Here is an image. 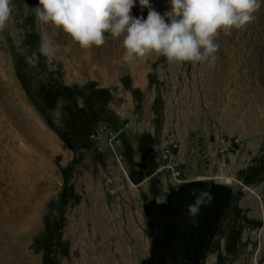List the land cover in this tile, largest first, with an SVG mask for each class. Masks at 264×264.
I'll use <instances>...</instances> for the list:
<instances>
[{
	"label": "rangeland",
	"instance_id": "374dc122",
	"mask_svg": "<svg viewBox=\"0 0 264 264\" xmlns=\"http://www.w3.org/2000/svg\"><path fill=\"white\" fill-rule=\"evenodd\" d=\"M38 2L11 0L0 31V132L26 131L35 153L28 163L37 174L44 164L43 188L33 191L45 219L57 220L49 221L51 236L62 222L64 243L106 244L112 264H124L117 258L130 256L133 244L147 256L150 234L155 264H264V4L243 29L218 33L213 64H174L156 54L124 62L122 37L110 34L103 45L81 48L37 24ZM151 4L161 13L170 8L167 0ZM131 11L148 13L138 0ZM42 40L51 41L54 56L40 54ZM122 128L118 163L109 137ZM142 135L150 138V172L141 163ZM186 186L210 193L207 201L194 193L190 205L198 197L202 203L195 214L187 207L195 220L183 225L196 226L200 238L207 229L199 256L173 247L191 240L171 229L180 216L171 199ZM250 196L260 205L258 217ZM81 235L91 240L80 242ZM43 239L44 232L27 259L19 247L4 254L0 247V264H34L31 251L45 255Z\"/></svg>",
	"mask_w": 264,
	"mask_h": 264
},
{
	"label": "clouds",
	"instance_id": "9594fccd",
	"mask_svg": "<svg viewBox=\"0 0 264 264\" xmlns=\"http://www.w3.org/2000/svg\"><path fill=\"white\" fill-rule=\"evenodd\" d=\"M137 0H39L35 6L38 25L51 26L66 34L81 48L105 43L106 34L122 37V60L132 63L151 54L169 63L207 62L213 64L219 32L231 34L255 20L264 0H167L169 10L161 13L151 0H138L148 13L134 16ZM12 13L11 0H0V31ZM40 54L55 55L50 40H42ZM208 195L209 193H204ZM202 200L189 206L195 214Z\"/></svg>",
	"mask_w": 264,
	"mask_h": 264
},
{
	"label": "crops",
	"instance_id": "0c3cea01",
	"mask_svg": "<svg viewBox=\"0 0 264 264\" xmlns=\"http://www.w3.org/2000/svg\"><path fill=\"white\" fill-rule=\"evenodd\" d=\"M26 133V131L22 132L19 127H15V129L7 127L0 132V247L3 251L2 254H4L5 247L8 250L12 246L19 247L20 254L25 259L28 257L29 248L32 247L31 245H33L34 240L41 236L45 230V212L42 207L38 206L41 195L38 202H36L34 200L36 196L34 191L32 190L29 193V174L26 169L29 154H31L29 153L31 147L27 141ZM43 149V145L38 149L41 156L43 155ZM31 155H35V153ZM8 162H10V165ZM42 188L43 185L41 184L39 190ZM247 201L254 208L253 215L258 217L260 207V205L258 206V200L250 196V199H247ZM80 237L83 238L80 242H83L86 238H88V241L91 240V237L86 235H81ZM66 242L67 252L66 254H59V257H56L57 264H112L111 258L108 256L106 244L91 243V241L84 244H76L73 241L71 242V240ZM76 249L82 253L78 257L72 256V253ZM31 252V262L34 264H44L43 251L33 250ZM126 253L130 256L126 255V257L117 258V263L125 261L124 264H141L149 258L150 247L147 256L141 255L140 249L136 244L131 245Z\"/></svg>",
	"mask_w": 264,
	"mask_h": 264
},
{
	"label": "trees",
	"instance_id": "16d2710c",
	"mask_svg": "<svg viewBox=\"0 0 264 264\" xmlns=\"http://www.w3.org/2000/svg\"><path fill=\"white\" fill-rule=\"evenodd\" d=\"M149 140H150V138L148 136L142 135L139 137L138 142H139V149L141 151L140 152L141 153V163H142L143 167H147L148 171L150 172L151 166L153 164L152 163L153 158H152L151 150H150L149 143H148ZM131 179L133 181H136L133 176H131ZM192 190H193L192 187L186 186L182 191H178V192L174 193L175 195L172 198L173 200L171 199V202H172L173 206L176 207L175 213H177V214L180 213V216H178L177 218L174 219V222L172 223L171 229L175 233H177L179 231L182 233L183 236H188L191 239L190 241H187V242H181L180 244L179 243L175 244L173 247L175 249H177V251H181L183 255H186L188 252H191V253H193V255L199 256V254L201 252L200 251V241L203 237L202 234L205 233V231L207 229L203 228L200 231L201 236H202L200 238V236L198 234H195L196 226H194L192 223H190L191 225H190L189 229H185V227L183 225L187 224L189 222L188 218H191L192 221L195 220L193 215H188V213H187V207H189L191 201H193L195 199L194 193L204 195V193H208V191H207L208 188H206V190H203L200 192L195 191V190L192 191ZM204 197H205V201H207L209 199L208 195H204ZM149 211H150V209H149ZM150 217H151V212H150ZM146 220L148 221L147 225L149 226V228L153 229V226L150 224V220L149 219H146ZM49 221H50L51 225H55L54 223L57 222L55 217H53V218L46 217V219H45L44 239L42 240V242L45 245V255H44L43 263L44 264H57V258H56L57 250L62 248L63 252H64L63 254H66V249H67L66 243H64L61 239V235H62L61 229L63 227V223L60 222V226H58L57 232L54 234V236H51V234L49 233V231H50ZM187 225H189V223ZM179 227L181 229H179ZM176 228L179 230H177ZM149 238H150V256L147 260H144L141 264H155L156 263L155 256L153 255V234H150ZM193 238L195 240H192ZM54 248H55V250H54ZM188 260H190V256H189Z\"/></svg>",
	"mask_w": 264,
	"mask_h": 264
},
{
	"label": "bare ground",
	"instance_id": "6f19581e",
	"mask_svg": "<svg viewBox=\"0 0 264 264\" xmlns=\"http://www.w3.org/2000/svg\"><path fill=\"white\" fill-rule=\"evenodd\" d=\"M28 118V117H27ZM45 135V134H44ZM41 137V136H40ZM47 139V138H46ZM44 140H45V138H44ZM42 143H44V141L42 142ZM52 143V142H51ZM44 144H46V143H44ZM49 147V146H48ZM52 147V146H51ZM48 150V149H47ZM31 153V152H30ZM32 156V155H31ZM30 159H31V157H30ZM9 160V159H8ZM13 160V159H12ZM35 160V159H34ZM37 160V159H36ZM42 161H44L43 160V158L41 159ZM7 161V160H6ZM5 161V162H6ZM46 162V161H45ZM10 162H8V164H9ZM16 163V162H15ZM28 163V162H27ZM36 163V162H35ZM7 164V165H8ZM17 164V163H16ZM19 164V163H18ZM47 164V163H46ZM10 165V164H9ZM11 165H12V163H11ZM28 165H29V168L31 167V169H29V173H32V171H33V177H31V178H29V182H28V187H29V193H31L32 192V190H35L36 188H38L39 187V183H40V185L41 184H43V177H42V174H41V171H42V169H43V167H44V164L42 165H40V166H43L40 170H39V173L37 174L36 173V171H35V164L32 162V161H30L29 163H28ZM1 166V165H0ZM14 166V168H15V164L13 165ZM20 166V165H19ZM50 166V165H49ZM8 167V166H7ZM18 167V166H17ZM11 169L13 170V168L11 167ZM22 169H23V167H22ZM21 170V169H20ZM27 170V169H26ZM16 175V174H15ZM2 176H4V175H2ZM18 176V175H17ZM20 176V175H19ZM6 177V176H5ZM16 177V176H15ZM14 177V178H15ZM20 178V177H19ZM13 179V178H12ZM7 180V179H6ZM17 180H19V179H17ZM228 180V179H227ZM228 182H230V180H228ZM19 185V184H18ZM14 186V185H13ZM20 186V185H19ZM15 187V186H14ZM19 188V187H18ZM15 191V190H14ZM16 192V191H15Z\"/></svg>",
	"mask_w": 264,
	"mask_h": 264
},
{
	"label": "built area",
	"instance_id": "2783aa9c",
	"mask_svg": "<svg viewBox=\"0 0 264 264\" xmlns=\"http://www.w3.org/2000/svg\"><path fill=\"white\" fill-rule=\"evenodd\" d=\"M123 131V128L121 129V130H119V132L118 133H114V134H112L109 138V145H110V148H111V150H112V152L114 153V155H115V157H116V159H117V161H118V163H121L120 162V157H122L121 156V154L119 155L118 153H117V151H116V148L118 147V144H119V139H118V135L121 133Z\"/></svg>",
	"mask_w": 264,
	"mask_h": 264
}]
</instances>
